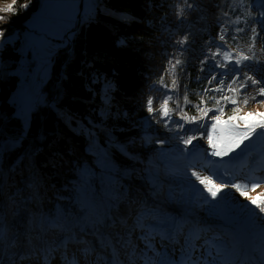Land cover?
I'll use <instances>...</instances> for the list:
<instances>
[{"label":"trees","instance_id":"1","mask_svg":"<svg viewBox=\"0 0 264 264\" xmlns=\"http://www.w3.org/2000/svg\"><path fill=\"white\" fill-rule=\"evenodd\" d=\"M189 1L195 5L186 31L190 45L185 46L187 50L181 56L186 62L184 71L177 69V74L181 86L188 84L189 99L198 103L199 97L194 92L203 87L195 80L197 75H203L199 72V58L208 47L207 42L215 40L211 32L217 37L222 21L226 19L223 10L229 0ZM101 2L106 9L129 12L133 19L124 22L107 10L97 8L88 19L81 21L70 35L69 44L55 53L50 77L42 89L45 100L31 108L27 124L10 103L20 78L4 76L0 69V230L5 220L6 240L17 235V231L21 235L12 248L20 250L13 255L12 264L34 238V226L48 218H60L79 231L86 221L103 214L89 199L84 204L85 214L78 213L77 207L70 213L79 184H89L88 179L81 180V175L86 173L94 182L101 178L109 180L111 192L106 197L97 195L98 199L106 201L107 213L124 217L134 205L135 214L130 217L127 228L118 230L123 238L127 235L138 264H146V261L164 264L169 255L167 240L170 235H176L181 241L180 246L175 242L178 255L185 256L192 249L195 257H199L200 251L210 256H216L215 250L234 251L235 237L228 240L229 231L215 223L217 221H210V213L200 204L212 202L210 194L201 190L202 184L197 179L179 176H189L196 171L203 174L200 175L202 178L211 173L229 178L232 173L233 179L223 180L250 185L257 173L250 162L251 156L235 170L224 164L225 157L221 160L216 156L213 160V148L206 138L198 139L199 154L189 156L188 151H182L185 149L182 143L174 144L172 132L163 127V122H156L159 113L153 117L146 110L150 96L154 108H158L164 98V89L158 83L162 73L164 83L171 85L172 76L165 68L169 56L177 48L175 41L179 39L175 21L180 0ZM249 2L254 6L257 3L256 0ZM232 3L237 9L231 14L235 19L244 11V6L238 0H232ZM24 4L28 7H22ZM12 6L13 11L0 12L5 18L0 22V28L6 30V41L0 39V45H4L0 49V62L10 59L12 69H15L20 60L19 42L10 45V36L24 30L37 12L39 0H15ZM254 8L250 9L252 18H257ZM247 19L245 16L239 26ZM229 27L234 28V25ZM180 96L183 104V87ZM174 107V102H169V108ZM63 112L80 122L83 134L73 133L63 123ZM188 115H195L194 109L188 111ZM86 129L88 135L95 136L92 144L84 135ZM98 152L102 153V160L97 159ZM163 155L167 156L173 171L160 165L159 158ZM186 186L189 190H182ZM258 197L249 198L264 206V198ZM177 201L183 206L181 212L175 210L179 206ZM247 202L238 216L247 226L256 248V241L264 242V214L257 215L258 209L251 201ZM138 213L143 217V227L136 226ZM197 214L203 216H198L195 221L193 218ZM251 220H254L253 224L247 222ZM89 233L91 230L81 234V239L90 246ZM157 242L163 243L159 246L164 247L158 250ZM116 249L123 261L128 258V248L116 244ZM89 259L99 261V264L107 261V257L96 250ZM259 260L264 264V254ZM59 263L57 257L53 264Z\"/></svg>","mask_w":264,"mask_h":264},{"label":"snow or ice","instance_id":"2","mask_svg":"<svg viewBox=\"0 0 264 264\" xmlns=\"http://www.w3.org/2000/svg\"><path fill=\"white\" fill-rule=\"evenodd\" d=\"M180 3L189 9L193 7L189 0H180ZM238 3L244 6V11L232 19L231 14L237 9L232 0H229L226 9L223 10L226 19L222 21L217 32L216 40L220 43L216 40H209L208 47L199 58V72L203 75H197L195 80L198 86L203 85V87L194 92V95L199 97V102L193 103L189 99L188 84L181 86L177 74V69L184 71L183 65L186 62L181 59V56L187 50L185 46L190 45L188 34L182 35L175 41L178 47L169 56L168 74L172 76L171 85L164 83L163 73L158 81L160 88L164 89V98L159 102V107H153L154 101L151 96L146 101V110L150 116L155 117L156 113H159L156 118L157 123L163 122V127L170 132L183 133L175 138L185 146L182 151H188L189 156L196 154L198 145H193V142L198 139L206 138L213 148L211 155L224 160V157L239 149L253 135L258 137L264 134V112H248L244 116L239 115L242 107H247L249 104H264V100L258 99V97H264V60L261 59V56H264V11L259 13V19H254L250 10L253 7L264 9V0H258L255 6L250 4L249 0H238ZM22 7L27 8L28 5L24 4ZM13 10V6L9 5L8 11ZM176 14L178 18H183L184 7L178 6ZM245 16L248 18L245 20L247 28L239 26ZM4 19L0 16V22ZM230 25H236V27L230 28ZM246 30L251 42L247 54L240 51L233 55L230 42L237 41L239 34ZM5 31L0 28V39L6 38ZM229 31L232 32L231 35ZM258 39L260 40L259 55L257 53ZM249 61L259 67L252 71V65L247 63ZM217 69L221 71L218 72ZM188 75L185 71V76ZM181 87H183V104H181L180 96ZM169 102H174L175 107L169 108ZM193 109L195 115L189 116L188 111ZM226 111L233 113L227 119L224 118ZM174 116L176 119L173 118ZM241 122L243 131H241ZM188 124L196 127L186 129L185 126ZM257 129L260 131L258 132ZM197 132H200L199 136L196 135ZM218 142H225L224 146L218 148ZM190 145L192 148L189 151L188 146ZM242 153L224 161V164H230ZM192 175L204 186L212 199H217L219 194L229 187L235 189L241 196H246L249 187L255 191L261 183L251 181L250 185L246 183L242 187L239 183L222 180L220 184H215L209 177L202 178L196 171H193ZM36 194L38 195L39 192L37 191ZM223 198L225 197H221ZM251 204L258 209L257 215L264 214V206L261 203L251 199ZM142 220V215H138L137 227H143ZM119 228H127V222L125 218L112 213L97 214L93 219L86 221L79 231L63 223L60 218H48L43 223L34 226V238L29 242L27 250L20 253L13 264H53L57 257H59L60 264H82V262L83 264H99V261L94 259L90 261L89 258L94 255L95 250L88 245L87 241L81 239V234L88 230L111 247L113 252H116V244L129 249L126 260L121 261L114 256L111 261H105L104 264H138L134 251L121 236ZM102 229L115 231L106 233ZM3 235L0 230V241L3 240ZM113 236L115 237L114 242ZM193 251L194 249L189 250L179 264H202L201 260L193 258ZM146 264H152V262L146 261ZM166 264H173V262L169 261Z\"/></svg>","mask_w":264,"mask_h":264},{"label":"rangeland","instance_id":"3","mask_svg":"<svg viewBox=\"0 0 264 264\" xmlns=\"http://www.w3.org/2000/svg\"><path fill=\"white\" fill-rule=\"evenodd\" d=\"M101 1L102 0H39L38 10L32 16V18L26 23L24 30L21 32L16 31L14 32L13 35L10 36L11 38L9 40L10 45H14L15 41L19 42L17 52L20 56V60L18 66L15 69H12L13 61L10 59H5L2 62H0V69L2 70L4 76L17 75L20 78L19 87L12 94L10 98V103L15 105L17 115L23 118L25 124L28 123L31 108L38 104H41L45 100V95L42 93V89L50 77L51 67L53 64V57L55 53L59 48H63L69 44L70 35L76 31L75 27L79 26L81 21L88 19L89 16L92 15L97 10V8H99L102 11L107 10L108 13L114 15L116 18L124 22H130L133 19V16L129 12H119L104 8ZM256 1L258 3V0ZM14 2L15 0L0 1V12L8 10L9 5H13ZM189 2L192 5H194L193 1H189ZM179 6L184 7L183 18L187 20V23L184 26L178 27V31L181 32L179 33L178 38H181L182 35L187 34L186 31H188L189 29V25H190L189 19L191 18V12L193 11L194 6L190 9L187 8L185 5L181 6L179 4ZM253 11L256 14H258V17L255 19H259L260 18L259 13L261 11H264V9L255 7ZM234 27H236V25H234ZM241 27L247 28V25L245 24V20ZM247 33L248 32L246 30L244 33L239 34V39L237 44H235V42H233L234 44L230 43L231 45L230 50L233 52V55H236L237 52L241 51L239 48L240 46L244 47V42L246 48L244 47V50L242 52L247 54V49L251 43L250 40L248 42L246 38ZM210 35L211 37L214 36L213 39L216 40L215 34L211 32ZM4 41L6 40L4 39ZM216 42L219 43L218 40H216ZM235 45L238 46L234 48ZM3 47L4 45H0V49ZM205 47L206 46L203 47V50ZM259 47H260V40L258 39L257 40L258 55H259V51H258ZM198 58L199 57H197L196 59L198 60ZM261 59L264 60V56H261ZM247 63L252 65V71H255V69L259 67V65L254 64L252 61H249ZM165 72L168 74V66L165 68ZM258 99L264 100V97H258ZM229 107H231V105H229ZM248 112H253V113L264 112V104H249L247 107H242L239 115L244 116ZM228 114L229 116H231L233 113L231 111H226L224 118H227L226 116H228ZM61 117L63 119V123H66L73 133H77V134L84 133V128L81 126L78 120H74L70 118L69 116H67L66 112H63ZM190 125L191 124L186 125L185 126L186 129L191 128ZM193 127L196 126L193 125ZM243 130H244L243 123L241 122V131ZM88 131L89 130L86 129L84 135L89 137L90 144H92L94 143L93 139L95 136H92L90 134L88 135ZM257 131L259 132L260 129H257ZM188 134L190 135L192 133H188ZM171 135L174 139L173 140L174 144L181 143L179 140L175 138V136L183 135V133L172 132ZM22 136L24 135H21V137ZM224 143L225 142H218L217 147L222 148L224 146ZM241 152L243 153L238 158L234 159L230 164H225V165L233 166L235 170H239L238 167L243 163H247L249 156L256 155L252 158V161L258 167V172H261L262 168L264 167V134H261L258 137H256V135H253L250 140H246L239 149H236L235 152L230 153L229 156H226L225 158L229 160L232 157L237 156V154ZM96 157L99 160H102L104 158L101 152H98L96 154ZM215 158L216 156H213V160ZM159 161L162 167H167L170 171L174 170L172 168L171 163L167 162V156L163 155L162 158H159ZM198 174L203 176L202 173L201 174L198 173ZM205 176L209 177V179H211L215 184H220L223 179L234 178V174L233 175L231 174V177L229 178L221 174L215 175L212 173L211 175L206 174ZM179 177H183L184 179H196V177L193 176L192 173H190L189 176H183L180 174ZM253 177H254L253 181L261 182L260 186L255 191L251 190V188L249 187L246 196H241L239 192L229 187L225 189L224 192H221L217 197V199H212V197L210 196L212 202L200 203L201 205H203V209L207 213H210L208 217L211 218V221H220V222H225L226 224H233L235 221H239L242 219L238 215L242 207H245L246 204L248 203L247 201H251L252 198L249 197L255 196L259 198L258 196H261L262 198H264V181L258 180V178L264 179V174L256 173ZM242 178H245V176H242ZM82 179H88L89 184H86L85 182L83 184H79L77 199L75 204L72 206L70 213H73L74 209L77 207V209H79L78 213L85 214L87 210L84 208V204L87 201V199H89V202L96 203V205L99 206V209L102 211L103 214L107 213L106 201L104 200V198L98 199L97 195L102 194L104 197H106V194L111 192V186L109 180L105 178H101L99 179V181L94 182L88 173L82 174L81 180ZM234 183H239V182H234ZM239 184H241L242 187L244 185V183H239ZM201 186H202L201 190H204L206 193H208L204 189V186L203 185ZM161 190H164V187ZM182 190L184 191L189 190V187L186 186ZM221 197H225V198L221 199ZM133 207L134 205L131 206V208ZM182 207L183 206L179 205L175 210L181 212ZM140 214L141 213H138V215ZM58 215H60V213ZM198 216L201 217L203 216V214L194 215L193 219L196 221L198 219L197 218ZM247 222L249 224H253L254 220H251V222L250 221ZM256 225H260V224L259 223L257 224L256 222ZM239 229H240L239 225L232 226V231L238 237H239L238 235ZM105 230H107V232L109 233L108 229ZM114 231L115 230L112 229L111 233H113ZM118 231L120 232V234H122L121 230ZM205 231L206 229L203 230V232ZM88 236L95 237L97 238V240H100L97 236L93 235L92 232L89 233ZM126 236L124 237V240L127 241L128 237L126 238ZM6 237L7 235L4 234L3 240L0 241L1 251L4 250L2 252V258L0 260V264H12L11 261V259L13 258L12 256L15 254V252H20V250L12 249L13 245H16V243L18 242V238L21 237L20 231H17V235H12L11 238L8 237L7 240ZM261 251L264 252V246L261 247ZM215 254L217 255V257L216 256H210V257L213 258L216 257L220 259L223 262V264H250V262H252L253 264H258L257 260L253 256H250V258L246 256V253L243 252L242 247L235 254L234 251H227L226 254H221L219 251V252H215ZM114 256L116 255L114 254ZM172 260L173 258L170 261L173 262ZM202 264H213V262L210 258H207V260H203Z\"/></svg>","mask_w":264,"mask_h":264},{"label":"water","instance_id":"4","mask_svg":"<svg viewBox=\"0 0 264 264\" xmlns=\"http://www.w3.org/2000/svg\"><path fill=\"white\" fill-rule=\"evenodd\" d=\"M22 138H24V136H22ZM243 241L246 244V242H247L246 236H243Z\"/></svg>","mask_w":264,"mask_h":264},{"label":"bare ground","instance_id":"5","mask_svg":"<svg viewBox=\"0 0 264 264\" xmlns=\"http://www.w3.org/2000/svg\"><path fill=\"white\" fill-rule=\"evenodd\" d=\"M178 23H180V20H178ZM25 138V137H24ZM24 138H22V139H24ZM251 264H253L252 262H251Z\"/></svg>","mask_w":264,"mask_h":264}]
</instances>
